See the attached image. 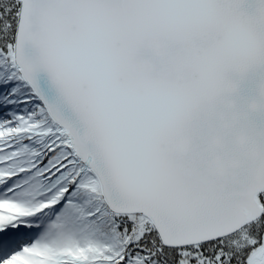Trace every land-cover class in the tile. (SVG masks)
Masks as SVG:
<instances>
[{
    "label": "snow or ice",
    "instance_id": "obj_1",
    "mask_svg": "<svg viewBox=\"0 0 264 264\" xmlns=\"http://www.w3.org/2000/svg\"><path fill=\"white\" fill-rule=\"evenodd\" d=\"M0 264H264V0H0Z\"/></svg>",
    "mask_w": 264,
    "mask_h": 264
}]
</instances>
